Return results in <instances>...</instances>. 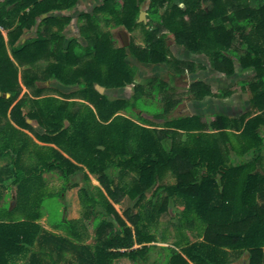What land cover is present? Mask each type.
Instances as JSON below:
<instances>
[{
	"label": "trees",
	"instance_id": "16d2710c",
	"mask_svg": "<svg viewBox=\"0 0 264 264\" xmlns=\"http://www.w3.org/2000/svg\"><path fill=\"white\" fill-rule=\"evenodd\" d=\"M67 1L70 6L76 2ZM145 4L147 23L138 21ZM44 9L50 8L43 0H0V25L15 27L10 32L13 42ZM97 15V24L99 19L112 18L115 25L131 31L143 26L145 43L131 42V52L142 62L175 67L173 73L170 70L173 77L182 74L183 65L194 69L195 63L170 57L168 34L184 50L206 55L201 58V68L208 66L230 77L244 70L252 72L254 81L242 80L243 86L251 88L250 109L234 117L219 110L206 123L198 114L180 115L161 128L142 125L119 113L128 110L129 101L111 100L94 85L97 81L117 87L134 81L138 68L126 60L127 49L113 47L111 38L98 27L97 43L80 48L74 43L63 46V37L57 34L53 44L56 61L47 64L46 74L65 85L84 84L81 93L96 110L85 102L76 106L77 101L41 96L37 75L39 97L32 99L31 109L23 114L26 100L13 107V119L24 127H32L27 118L37 120L45 128L43 133L37 131L39 139L59 148L35 143L8 120L14 134L0 141V154H10L15 168L11 167L9 176L0 170V264H19L20 260L24 264H60L62 259L68 261L64 264H117L124 256L134 264L146 263L158 247L157 218L177 202L184 205L178 210L180 217L176 224L164 226L175 228L184 237L173 242L181 250L168 248V263L164 264H230L242 257V264H264V173L259 171L264 151V0H103ZM84 33L91 35L88 30ZM49 40L43 35L27 39L15 53L40 54ZM5 44L0 30V91L4 93L0 95V118L1 114L7 116V108L20 90L17 66ZM88 55L91 59L83 62ZM22 63L26 64L24 59ZM30 78L28 74L25 81ZM158 82V89L165 90L168 81ZM142 86H135L131 102L140 100ZM190 90L198 98H222L227 93L222 89L214 92L203 78L194 80ZM6 92L11 96L7 98ZM163 137L172 139L169 146L162 143ZM81 164L99 174L106 191L98 187L96 197L87 187L80 188L84 208L97 218L94 243L85 242L89 233L82 218H61L59 227L64 226L67 236L53 233L39 222L45 199L66 192V185L50 191L44 173L58 168L69 179L84 170ZM84 177L89 179V174L84 172ZM7 181L14 187V205L8 201L3 205ZM152 189L145 207L136 213L132 207L125 211L132 225L109 199L117 201L128 194L140 201ZM15 211L20 218L14 217ZM187 230L199 239L192 242ZM65 249L73 250L71 256H66Z\"/></svg>",
	"mask_w": 264,
	"mask_h": 264
},
{
	"label": "crops",
	"instance_id": "0c3cea01",
	"mask_svg": "<svg viewBox=\"0 0 264 264\" xmlns=\"http://www.w3.org/2000/svg\"><path fill=\"white\" fill-rule=\"evenodd\" d=\"M43 2L46 3V7L48 6L50 9H44V11L38 13L36 15L35 23H33L30 27H25L21 29L22 32L20 33V36L17 39H14L13 42L11 41L10 32L15 27L6 28L0 25V30L2 31L5 39L7 53L13 59L15 66H17V76L20 84V90L17 97L10 103V105L7 108V116L1 114L0 141L2 139L3 141H5L9 139L8 137H10V135L14 134V131L9 125L8 122L9 120L11 124H13L17 129L28 134L35 143L42 146H54L59 148L56 143L39 139L37 131L43 133L45 132V128H43L37 120L27 118V122L30 123L32 127H24L21 124H19L15 119L12 118L11 111L13 107L20 100H26V103L22 107L23 114H26V112L31 109L32 99L39 97L37 96L36 84L37 86L40 87L41 96L54 95L65 100L77 101L76 106H83L81 103L78 102H85L90 104L95 109V106L91 102H89L86 98H84V96L81 93V89L85 87L84 84L65 85L61 83L56 77H52V76L48 77L45 71V67L47 66L48 63L56 61V58L54 56V45H55L54 38L57 34L63 37V41H62L63 46L67 47L70 43H74L73 45H75L77 48H80V46L85 47L88 44L95 45L97 43V27L99 30L106 33L111 38V45L113 47L115 48L122 46L125 47L127 49V54L125 57L126 60L128 62L136 64L138 68L136 71V76L132 83H127L125 85L117 86V87L102 85L97 81L94 84L96 89L102 95L108 97L109 99L122 100V101L126 100L130 102L128 110L120 109L119 113L128 114V112L130 111L133 114L132 115L128 114V115L132 116V118H134L142 125L157 126L158 128H161L163 124V122L161 121H164V116H159V113H163L167 111L166 106L168 105V103L176 106L177 103L179 102L178 106L175 107V112L178 113L179 115H192L190 107L191 105H193V102L190 100V97L193 95V92L190 90V87H191V83L198 78H203L205 82H207V84L211 86V88H213V86H215V83L217 82L222 86V88L221 87L220 88L223 91H227V93H224L222 95V98H217L212 96H206L204 98V101L210 100L212 103H216L215 99H218L219 101L221 100L220 111L225 112V114L234 117L241 115L246 110L250 109L247 106V102L249 100L248 95H252L251 88L250 91H247L246 90L247 87L245 88L240 83V81L245 80L244 77L239 78L238 81L235 82L238 75H240V73L237 75V77L236 76L230 77L225 75L224 73L213 71L208 66H206V68H201L200 67L201 58L198 56V54L189 52L187 50L185 51V53L183 51V54L178 55L176 53V50L181 51L182 49L180 46L177 49L174 47L176 43L172 37V34L167 35V42L171 50L170 57L172 59L181 58L183 60H189V63H191V61H194L195 63L194 69L189 68V65H187L188 68H186V70L184 69L182 71V74L176 77H173L171 75V72L172 73L174 72L175 67H173L174 69L173 68L171 69L167 64L164 63H162L161 65V64H149L142 62L138 60L136 56H134L133 53L131 52V48H130L131 42H134L136 45L145 43V33L143 26H139L133 31H131L124 25H115L112 18L110 21L99 19V23L97 24V16H98L97 7L103 2V0H76V2L72 6H70L67 0H58V2H56V0H43ZM26 11L29 12L30 9L27 8ZM142 11H145L146 13L145 16ZM138 21L139 22L144 21L145 23L148 22V12H147L146 4L142 7V9L139 12ZM87 30L91 33L89 37H87L84 33ZM137 30L140 32V34H137V36L140 35L141 43L140 41L137 42L133 39H130L132 37L134 38V33H136ZM41 35L50 38V40L49 42L46 43L44 49H40L39 52L40 54H37V51H35L30 55V57H27L25 54L22 56V55H17L15 53V49L17 48L21 49L27 39L34 40L37 36H41ZM171 38L173 39L172 41ZM33 47H34L33 45L30 46L28 50L30 51V49H32ZM23 59L25 60L26 64L22 63ZM82 59L83 62H86L87 60L91 59V56L90 55L83 56ZM157 65L165 66V69L168 70V73L170 74L168 79L162 78L159 75H148V76L141 75V72L143 71L144 67L146 69H151ZM184 66L185 65H183V68ZM27 68H29L28 73L26 71ZM199 68L201 69L199 70ZM67 70H70V66L67 68ZM186 73L189 74L188 76L190 77L188 78L189 79L188 86L186 87L185 92H183L184 95L182 93H177L176 96L172 95L171 91L175 92L178 86L177 79L182 77ZM28 74H30L31 78L30 80L27 79L28 80L27 82L25 81V78H28ZM36 75L40 77V80H37L35 84ZM32 78H34V80H32ZM153 79L156 80L157 82L153 81ZM149 80L152 81V92L148 94L147 90L144 88V85L139 81L147 82ZM165 80L168 81L169 85L168 84L166 85L165 90L163 89L159 90L158 86L160 82L158 81H165ZM136 84L137 85L140 84L141 86L143 85L142 88H140V91H138L140 100L131 102V100L133 99L136 93V89H135V86H137ZM53 90H59L60 92L59 91L54 92ZM213 91L216 92L219 90L217 89ZM2 94L4 95V93L0 91V95ZM244 95H246L247 99H242L244 98ZM5 96L7 98L10 97L11 92H6ZM183 100L188 101V103H185V105L181 107V103ZM173 105L170 106L171 108L169 110L174 109V107H172ZM206 107L208 109V105ZM218 108L219 107H217V109ZM0 111L2 112L3 109H0ZM215 113L213 114L215 115ZM214 115L212 116V119ZM17 136L20 135L17 134ZM171 141L172 139L167 137H163L162 139V143L168 146L171 144ZM101 146L103 145H100V147ZM31 151H32V147H30V149L27 151V154L30 155ZM64 153L66 156H69L68 153L66 152ZM9 160H10V154L7 153V156L6 153H3L2 155L0 154V170L6 173L4 176H9L13 174V170H11L10 173L9 169H6L5 167L6 165L5 163ZM83 167H84L83 171L82 170L77 171L76 174L71 175L69 179L64 178L61 170L58 168H55L53 170L44 173L50 191H58L59 188H61V185L64 184L66 185V192H64L63 196L57 195V197H59V199L62 200L60 205L61 208L60 217L57 218L52 223L50 216L51 214L47 211L44 212V215L39 220V222H41L42 225L49 231H53V233L59 235L62 234L67 236V231L64 228V226L62 228L59 227V221L61 220V218H63L64 216H66L68 219L82 218L85 221L89 233L88 234L89 236L85 242L94 243L96 240L97 218H95L94 215H91V210L84 208L80 197V188L87 187L93 192V194L96 195V197L98 194L97 193L98 187H101L105 193L106 191L104 189V186L99 180V174L90 172L88 167L85 165H83ZM259 171L260 173H264V151L262 152V159L259 165ZM84 172H87L89 174V179L84 177ZM130 173H132V171H130ZM166 175H170V170L166 173ZM166 179L167 177L164 178V181ZM86 180L89 181L87 182ZM13 189L14 187H12V181H7L3 187V191L5 190L3 205L7 201L11 202L12 205H14L15 192ZM154 190L155 189L147 190L145 194V198H143L140 201L137 200L134 201L128 194L122 196L117 201H115L111 197L109 199L113 203L115 208L120 212V214L124 218H126L128 224L132 225L131 221L128 220L127 217L125 216L124 214L125 211H127L130 207H132L133 208L132 213H136L139 207L140 208L145 207L147 205L146 202H149V199L152 193L154 192ZM159 191H163V188H161ZM183 208L184 205L181 204L180 202H177L176 205L174 204L171 207L170 212H165L157 218V225L159 226L157 230L158 241H156L155 243L158 245V247L151 251L152 256L150 260L147 261L146 263L144 262L143 264H154L156 260L158 264H164L166 262L168 263L167 256L169 254V251H166L164 249L166 248L168 249L174 246L176 249L181 250L180 246L175 245L170 240H167V239H175L176 236L174 233H172L170 236H167L166 231L164 230L165 229L164 225H167L168 223L176 224V221L180 217L178 210H182ZM185 232H187L191 236L190 240L192 242L199 239L198 234H196L194 231L187 230ZM140 245L142 244L136 243V246H140ZM64 251H66V256L68 257L71 256L69 251H73V250L65 249ZM238 260H234L230 264H238ZM19 262L22 263L23 260H20ZM67 262L68 261L66 259L65 260L62 259L60 261V264H64ZM118 262H120L121 264H134L127 256H124L116 261L117 264H120Z\"/></svg>",
	"mask_w": 264,
	"mask_h": 264
},
{
	"label": "rangeland",
	"instance_id": "374dc122",
	"mask_svg": "<svg viewBox=\"0 0 264 264\" xmlns=\"http://www.w3.org/2000/svg\"><path fill=\"white\" fill-rule=\"evenodd\" d=\"M142 32V31H141ZM137 34H140V32L137 30L136 31V33H134V38L132 37V38H130V39H133V40H135V41H140L141 40V38H140V35L139 36H137ZM142 34V33H141ZM130 36H131V34H130ZM173 39L171 38V41H172ZM140 43H141V41H140ZM173 44V43H172ZM174 45V44H173ZM176 49L179 47L177 44L174 46ZM181 47V46H180ZM181 51H178V50H176V53L178 54V55H180V54H183V51H184V53H185V50H184V48H182L181 47ZM245 49V47H243V50ZM182 52V53H181ZM188 53V52H187ZM187 55H189V54H187ZM172 56V55H171ZM198 56L200 57V58H203L204 59V57L205 58H207L206 57V55H204V54H198ZM174 57V56H173ZM192 58V57H191ZM190 58V59H191ZM199 58V59H200ZM164 64H167V63H164ZM162 65V64H161ZM161 65H157V66H154V68H151V69H146L145 67L143 68V71L141 72V75L142 76H148V75H159L160 77H162V78H169V76H170V74L168 73V70H166L165 69V66H161ZM168 65V64H167ZM186 68H188L187 67V65H185L184 66V69L186 70ZM201 68H199V70H200ZM243 73V74H242ZM189 74H184L182 77H180V78H178L177 79V84H178V86H177V89H176V91L175 92H173V91H169L172 95H174V96H176L177 95V93H182L183 94V92H185V89H186V87L188 86V83H189V77L190 76H188ZM202 75V74H201ZM242 77H244L245 79H247V80H249V82H251V81H254V79H255V76H254V74L252 73V72H250V71H248V70H244V72H241L240 73V75H238V77H237V79H236V81L235 82H237L238 81V79L239 78H242ZM140 83H142L143 85H144V88L147 90V92H148V94L150 93V92H152V81L151 80H149V81H147V82H144V81H139ZM175 83V82H174ZM241 84H244L242 81L240 82ZM222 88V86L219 84V83H215V86H213V90H219V91H221V88ZM244 87L246 88V90L247 91H250V85L249 84H247V85H244ZM54 92H58L59 90H53ZM60 92V91H59ZM195 93H197V92H195V91H193V95L190 97V100L193 102V105H191V113H192V115H197L198 116V114L200 115V116H202L203 117V119H204V122L206 123V122H208L209 120H210V118H212V116L214 115L213 113H215L216 112V109H217V107H219L218 109H217V112L220 110V105H221V100L219 101L218 99H215L216 101V103H212L210 100H205L204 101V98H198V97H196L195 96ZM184 95V94H183ZM197 95H198V93H197ZM207 98H209V97H207ZM242 99H247L246 98V95H244V98H242ZM166 100V99H165ZM186 101V100H185ZM184 100L182 101V103H181V107L182 106H184L185 105V103H188V101H186L185 102ZM190 101V102H191ZM179 103V102H178ZM178 103H177V105L176 106H178ZM171 105H173V104H170V103H168V105L166 106V109H167V111H165V112H163V113H159V116H164V121H161V122H165V121H170V120H173V119H176V118H178L180 115L178 114V113H176L175 112V107L176 106H172V107H174V109H172V110H169L171 107ZM208 105V109H207V106ZM180 107V106H179ZM177 112H178V110H177ZM128 114H130V115H132L133 113L132 112H128ZM214 117H215V115H214ZM214 117H213V119H214ZM25 161L26 162H28V160L25 158ZM5 164H9L10 165V167H9V171L11 172V167H14L15 168V165L13 164V161H12V163H11V161H7ZM63 177V176H62ZM64 184H62L61 185V187L63 186ZM60 189V188H59ZM53 190H55V189H53ZM5 191V190H4ZM61 202H62V200L61 199H59V197H57V196H51V197H48V198H46L45 199V201H44V204H43V210H44V212H49L51 215V222L53 223L57 218H59L60 217V214H61V208H60V205H61ZM11 203V202H10ZM14 217L15 218H20L21 217V215H20V212L19 211H15L14 212ZM132 223V222H131ZM166 228V227H165ZM172 233H174L175 234V236H176V238L175 239H167V240H170L171 242H177L178 241V238H183L184 236H179L178 234V231H176V229L175 228H173V227H170V228H166V234H167V236H170ZM191 236L188 234V238H190ZM164 250H166V251H169L167 248L166 249H164ZM244 260V258L242 257L240 260H238V264H240V263H242V261ZM20 264H22L21 262H19ZM118 263H120V262H118ZM24 264V263H23ZM121 264V263H120Z\"/></svg>",
	"mask_w": 264,
	"mask_h": 264
},
{
	"label": "water",
	"instance_id": "95a60500",
	"mask_svg": "<svg viewBox=\"0 0 264 264\" xmlns=\"http://www.w3.org/2000/svg\"><path fill=\"white\" fill-rule=\"evenodd\" d=\"M182 4H183V3H182ZM142 12H143V14H144V16H145V14H146L145 11H142ZM101 147L103 148V146H101Z\"/></svg>",
	"mask_w": 264,
	"mask_h": 264
}]
</instances>
